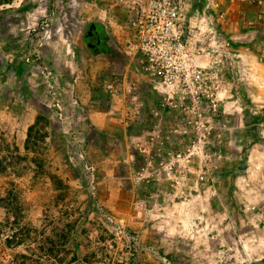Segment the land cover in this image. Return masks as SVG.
I'll use <instances>...</instances> for the list:
<instances>
[{"label": "rangeland", "instance_id": "1", "mask_svg": "<svg viewBox=\"0 0 264 264\" xmlns=\"http://www.w3.org/2000/svg\"><path fill=\"white\" fill-rule=\"evenodd\" d=\"M131 6L0 0V264H264V0H182L166 82Z\"/></svg>", "mask_w": 264, "mask_h": 264}, {"label": "built area", "instance_id": "2", "mask_svg": "<svg viewBox=\"0 0 264 264\" xmlns=\"http://www.w3.org/2000/svg\"><path fill=\"white\" fill-rule=\"evenodd\" d=\"M127 1L136 10L132 22L137 37L134 55L147 60L152 73L161 76L164 82L178 80L183 68L182 0Z\"/></svg>", "mask_w": 264, "mask_h": 264}, {"label": "flooded vegetation", "instance_id": "3", "mask_svg": "<svg viewBox=\"0 0 264 264\" xmlns=\"http://www.w3.org/2000/svg\"><path fill=\"white\" fill-rule=\"evenodd\" d=\"M82 41L92 54L106 53L109 50L106 27L99 21H90L85 25Z\"/></svg>", "mask_w": 264, "mask_h": 264}]
</instances>
